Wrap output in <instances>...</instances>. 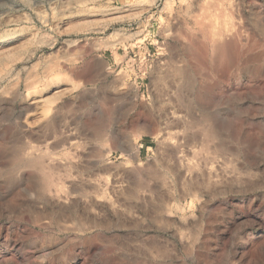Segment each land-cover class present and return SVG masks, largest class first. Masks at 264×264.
<instances>
[{
  "label": "rangeland",
  "instance_id": "rangeland-1",
  "mask_svg": "<svg viewBox=\"0 0 264 264\" xmlns=\"http://www.w3.org/2000/svg\"><path fill=\"white\" fill-rule=\"evenodd\" d=\"M5 30L0 264H264V0H0Z\"/></svg>",
  "mask_w": 264,
  "mask_h": 264
},
{
  "label": "bare ground",
  "instance_id": "bare-ground-1",
  "mask_svg": "<svg viewBox=\"0 0 264 264\" xmlns=\"http://www.w3.org/2000/svg\"><path fill=\"white\" fill-rule=\"evenodd\" d=\"M11 35H12V32L10 31V30H5L4 32H1L0 33V45L2 44V43H7V42H9L11 39H10V37H11ZM4 53H6V52H4ZM8 56H10V53H6ZM52 84H49V86H51ZM210 134V133H209Z\"/></svg>",
  "mask_w": 264,
  "mask_h": 264
}]
</instances>
